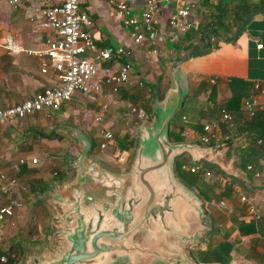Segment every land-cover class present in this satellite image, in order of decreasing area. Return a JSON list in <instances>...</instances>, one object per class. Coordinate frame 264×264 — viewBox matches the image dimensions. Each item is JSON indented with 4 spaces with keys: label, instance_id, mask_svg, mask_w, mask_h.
<instances>
[{
    "label": "crops",
    "instance_id": "0c3cea01",
    "mask_svg": "<svg viewBox=\"0 0 264 264\" xmlns=\"http://www.w3.org/2000/svg\"><path fill=\"white\" fill-rule=\"evenodd\" d=\"M113 1L117 0H82L81 7L88 11L94 19L91 32L94 34L99 47L117 48L122 46L129 51L124 57L132 65L131 79L117 93L112 92L110 87L106 85L99 93L92 92L85 94L77 92L72 100L65 103L59 111L51 113L50 116H54L55 118L62 115L67 119L71 115L80 116V114H84L89 118V111H94L96 116H102L103 124L100 127L95 124H70L71 128H76L80 131L79 133H75L76 135L69 134L72 140L74 139L73 146L75 148L77 138L86 137L91 140L90 136H93L97 140V146L93 151L94 155L91 154V150L90 155L102 164L116 166L108 167L104 164L108 168L125 170L132 161L140 128L144 124L153 123V110L156 103L164 101L169 89H172L173 101L176 100L175 90L173 89V70L175 64L180 62L178 71L182 86L186 92L183 109L185 111L187 110L185 107L187 103L188 110H196L195 120L190 121L188 116L186 117L187 113H184L183 117L179 120V123L185 126L184 134L186 141L197 142V138L200 136L195 131V125L198 121L201 120L203 124H208L213 120L217 121L220 124V135L215 140L216 145L214 147L223 151V155L220 157L222 160L226 163L233 162V168L238 169L235 166L238 157L237 152L235 150L231 152L229 145L232 141H234V145H247L248 137L247 135H243L233 138L230 133L224 134L221 127L222 123L226 121L231 122L234 115L223 109L219 119H209L211 112L207 109V106L213 105V102L209 99L212 96L214 88L217 89L216 101L218 102L224 101L232 96L233 91L230 85L232 79H242L248 82L250 93L248 95H242L241 97V110L246 120H251L254 117H251L244 107L246 99L254 96L264 106V8H254L247 17L248 19L246 18L244 20L246 22L243 27L240 26V30L238 29L232 37H226V39L220 41L218 46L210 52L203 54L196 52L184 57L185 52H176L173 49L174 43L160 45L156 52H154V45L151 42H147L143 47H136L129 38L128 28L124 20L116 15V8ZM191 1L198 5L197 8H194L192 15L194 21L193 27L198 29L200 16L205 10L204 4L206 0ZM128 3L132 12L136 15H140L146 6V0H129ZM184 4L185 2L183 1L173 0L168 3H161L159 17L161 27L164 31H168L166 24L171 12L178 6ZM43 7L44 3L40 0H22L17 8L11 6L9 0H0V108L20 103L43 90L45 87L59 84L58 75L54 70L51 69L47 73L41 71V58L35 54L37 50L45 48V41L48 37L56 35L55 30L50 27L42 14L41 9ZM10 35L14 36L15 40L19 42L23 48L22 51L10 52L4 47L6 38ZM260 43L263 44L261 48L258 47ZM149 55H152L154 58L148 60L150 58ZM179 56L183 57L178 60L177 57ZM114 62H117V60ZM159 84L164 86L170 84L166 90L164 99L161 101L156 100V85ZM256 85H259V89L256 88ZM241 92L243 93V91ZM149 101H153L151 114L145 111L147 110L148 104H150ZM134 108L137 109L136 112H133ZM183 109L182 111H184ZM260 110H264V107L258 111ZM140 111H145L149 114L148 119L139 117L138 114ZM223 111H227L232 118L230 120H223ZM33 116V119H35V116L44 117L48 115L38 113ZM28 119L19 120L5 127L0 126L3 129H0V142L4 144L0 149V171L5 172L8 176H16L19 178L18 173L22 166V164H19L20 158L30 156H36L38 158V165H36L37 163H26L29 171L20 175L23 178H27V176L33 178H49L55 171H59L60 173H66L70 170L73 171V158L80 152L73 154L74 156L72 155L70 157V163L67 164L66 155L63 157L65 159L61 156L55 157L51 155L50 158L41 161L42 158L38 157L34 152L29 151L32 149L31 147H22V142L25 140L29 143L35 140L42 141L53 138L58 141L60 140L59 138H63L66 134L65 130L61 128L62 124H56L51 127V130H63V132H56L52 138L26 134V130L32 132ZM183 120H188L187 125L182 122ZM32 123H34V126L45 128L44 124H37L35 121H32ZM129 124L136 125L135 128L138 132H132L131 130L135 128L129 127ZM231 125L228 124V127L231 129L236 126V124L233 127ZM102 130L110 131L114 137L108 146L103 149L100 146L101 142L104 141ZM46 132L49 131L46 130ZM124 134H129L130 138L136 142L131 150L122 151L116 147V137L123 136ZM225 137H228V145H226V141H223V139H226ZM72 140L70 139V141ZM16 144L21 145L18 147V150L15 146ZM261 162H263V159ZM185 163L191 164L192 162ZM198 164L200 165V163ZM262 169H264V166H262ZM181 170L190 175L197 173L183 170L182 167ZM32 174L33 176H31ZM71 174L69 179L73 176L74 172H71ZM252 176V178L249 175L247 178L229 174L222 176L214 172H208L206 176L210 183L215 182L220 184L231 182L234 184L232 196H222L221 194L216 198L213 197L210 204H208L209 208L216 210L220 217L222 216L224 224H220L222 225L221 228H224L232 239V259L228 264H264V257L261 258V253L264 251V232L259 233L258 231H253L242 233L241 226H239L241 222H258L264 217V180L257 178L253 174ZM220 191L221 189L217 186V194ZM243 196L246 198L245 200H242ZM7 198V195L0 192V201H4ZM46 202L47 204L49 203L47 200ZM202 205L204 208L203 200ZM21 215L22 210L17 212L15 218H8L6 221L0 223V254L7 253L11 248L10 242L16 240V238L10 239L9 241L5 239L4 230L10 227L9 222L13 224L12 222L21 218ZM204 226L206 227V231L200 240L184 244L186 251L194 260L195 264L198 263L191 256L190 247L199 243V247L204 252H207L208 249L207 242H203L209 228L206 211ZM170 239L173 242H179L174 236H170ZM223 240L224 236L216 233L212 235L209 242L215 246ZM202 264H220V262L214 257L211 262Z\"/></svg>",
    "mask_w": 264,
    "mask_h": 264
},
{
    "label": "water",
    "instance_id": "95a60500",
    "mask_svg": "<svg viewBox=\"0 0 264 264\" xmlns=\"http://www.w3.org/2000/svg\"><path fill=\"white\" fill-rule=\"evenodd\" d=\"M179 63L173 70L176 100L169 89L156 103L153 123L140 128L127 169L108 168L90 155L91 140L80 138L73 176L44 195L58 209L55 243L30 249L22 264H195L184 244L203 236L205 211L200 196L177 177V157L189 154L229 175H248L222 160L223 151L214 146L170 139V121L186 94Z\"/></svg>",
    "mask_w": 264,
    "mask_h": 264
},
{
    "label": "built area",
    "instance_id": "2783aa9c",
    "mask_svg": "<svg viewBox=\"0 0 264 264\" xmlns=\"http://www.w3.org/2000/svg\"><path fill=\"white\" fill-rule=\"evenodd\" d=\"M22 0H9L10 5L17 8ZM44 3L41 9L43 16L56 35L48 37L45 41V48L37 50L35 54L41 58V71L47 73L54 70L59 78V84L45 87L35 95L7 107L0 108V126L13 124L19 120L28 118L30 115L44 113L50 115L59 111L62 106L72 100L77 92L85 94L101 92L103 87L109 86L112 92L117 93L132 76V65L120 61L111 62L114 57H121L129 53L125 47L102 48L97 45L91 28L94 25L93 17L81 7L82 0H40ZM129 0L113 1L116 8V15L123 19L128 28V35L136 47H143L151 42L154 52L160 45L174 43L177 38L186 31L193 28L192 18L195 2L183 1L184 5L175 8L167 19V29L164 31L160 24L161 3H168L172 0H146L144 11L140 15L132 12ZM263 44H258L262 47ZM4 47L10 52H20L22 46L14 36L6 38ZM143 85L142 82H140ZM259 85H256L258 88ZM244 107L249 115L253 117L263 104L259 103L256 97L252 96L245 100ZM137 109L134 108L133 112ZM139 117L148 119L145 111H140ZM232 116L223 111V120H230ZM103 118L98 116L97 121ZM204 133L201 140L209 143L217 140L220 135V124L212 121L204 126ZM104 141L100 146L105 148L114 139L113 134L108 130H102ZM226 138V137H225ZM228 137L226 138V140ZM36 156L22 157L19 164H36ZM182 169L196 173L200 169L198 163H183ZM248 170L253 172L257 178L264 180V169L248 165ZM222 180V179H221ZM20 185L19 178L8 176L0 171V192L8 198L0 201V223L8 218H15L18 211L23 209V203L11 194L14 188ZM246 198L243 196L242 200ZM259 217V216H258ZM8 256L0 254V262H7Z\"/></svg>",
    "mask_w": 264,
    "mask_h": 264
},
{
    "label": "trees",
    "instance_id": "16d2710c",
    "mask_svg": "<svg viewBox=\"0 0 264 264\" xmlns=\"http://www.w3.org/2000/svg\"><path fill=\"white\" fill-rule=\"evenodd\" d=\"M204 6L205 10L200 16L199 28H191L181 34L174 42L173 49L176 52H185L183 55L184 57L196 52L201 54L208 53L213 48L217 47L220 41L224 40L226 37H232L254 8H264V0H206ZM207 43L209 44V47L205 48ZM183 56H179L177 59L179 60ZM115 60L122 63H129L124 56L118 58L114 57L110 63ZM235 83L237 84L236 86ZM169 85L170 84L165 86L162 84L156 85L157 101L164 99ZM230 85L233 91L232 96L221 102L216 101L217 89H213L212 96L209 99L213 102V105L207 106V109L211 112L209 114V116H211L209 119H219L223 109L234 115L231 122H223L221 127L224 134L230 133L233 138L247 135V145H234V141H232L229 145V150L231 152L233 150L237 152L238 157L235 162V166L246 171L250 178H252L253 172L248 170V165H254L258 168H262V166H264V110L257 111V114L254 115L251 120H246L241 110V97L242 95H248L250 93L248 89V82L243 81L242 79H232ZM241 91H243V93ZM152 102L153 101H149L150 104H148L146 108L147 110H145L149 114H151L153 110ZM183 107L184 105L180 110H182ZM33 117V115L28 116L29 126L32 128V132L30 130H26V134L41 135L50 138L56 134L57 130L46 132L45 129L34 126V123L31 121ZM179 120L180 117L176 120L172 119L170 122L169 136L173 142L186 141L184 134L185 126L180 124ZM228 124H236V126L231 129L228 127ZM234 125H231V127ZM204 126L205 124H203L201 120L195 125V131L200 136L197 138V142L206 146H215V140H212L209 143H204L201 140V135L205 131ZM90 138L93 143L91 154L94 155L93 151L97 146V140L93 136H90ZM223 141H226V145L229 144V142L227 143L228 140L223 139ZM135 144L136 142L130 138L129 134L116 137V147L122 151L131 150ZM262 159L263 162H261ZM185 162L200 163L201 167L196 174L190 175L181 170L182 164ZM28 169L27 164H22L18 175H23L24 172L27 173L29 171ZM176 171L178 177L191 186L202 198L208 220L209 228L207 235L203 240V242H207L208 244L207 252H204V250L199 247L198 243L197 245L190 247L191 256L198 264L211 262L214 257H216L220 264H228L232 259V239L230 234H227L225 229L221 228L222 225L220 224H224L222 216L220 217L216 210L209 208L208 204H210L213 197L216 198L221 194L222 196H232L234 184L231 182L220 184L215 182L210 183L206 178L208 172H214L215 174H220L222 176H227L228 174L216 164L206 161L194 162L188 154H183L177 158ZM71 172L72 171L60 173L59 171H55L49 178H30L28 181L31 183L28 182L27 185L30 188V192L27 196L29 197L28 200L32 199L34 201V205L36 206L41 207L47 205L44 198L47 190L56 184L67 180L71 176ZM217 186L221 189L218 194L216 192ZM53 218L55 217L53 216ZM239 226H241L240 228L242 233L253 231L262 233L264 232V217H262L258 222H241ZM53 228L54 224L51 223V220H48V224L42 228V232L44 233L43 235L45 236L44 239L51 240L55 238ZM216 233L223 235L224 240L218 245L213 246L212 243L209 242V239ZM24 239L26 241H24ZM10 245L11 248L7 253H5L8 256L7 262H0V264H22L30 249H44L49 247V244H45V241L43 243V239L33 238V236L27 238L21 237L18 240H12ZM12 254H14V256H12ZM262 257H264V251L261 253V258Z\"/></svg>",
    "mask_w": 264,
    "mask_h": 264
},
{
    "label": "rangeland",
    "instance_id": "374dc122",
    "mask_svg": "<svg viewBox=\"0 0 264 264\" xmlns=\"http://www.w3.org/2000/svg\"><path fill=\"white\" fill-rule=\"evenodd\" d=\"M149 57L150 58L148 60H151L152 58H154L152 55H149ZM185 107L187 109L186 111L184 109H183L184 111L179 110L177 115L172 119L176 120L179 117L182 118L183 114L187 113L186 117L188 116V119L190 121L195 120L196 110H194V109L191 111L188 110L187 103H186ZM88 114L90 115L89 118L86 117L84 114H80V116L79 115H77V116L71 115L67 119L64 118V116H62V115H59L58 117H55V118H54V116L52 117L50 115L44 116V117L43 116H39V117L35 116V119H32L31 121H35L37 124H44V127H45L44 129L47 131H50L51 127L55 126L56 124H62L61 128H63L65 130V133H66L65 136L66 135L67 136L66 137L63 136V138H59L60 140H58V141H56V139L53 138L51 140L50 139H44L42 141L41 140H35V141H32L31 143H29L27 140H25L22 142L23 143L22 147H24V148H26L27 146L31 147L32 149L29 151L34 152L38 157L42 158L41 161H44L45 159L50 158L51 155H53L55 157L61 156L62 158L66 155V163L68 164L71 161L70 157L73 154H78L80 152L79 149H81V147H82V143L80 142L81 139L77 138V140H76L77 144H75V148H74V146H73L74 145V143H73L74 139L72 140V138L70 137L69 134L76 135L75 133H79L80 131L76 128L75 129L71 128L70 124H95L96 126H99V127L101 126V124H103V122H102L103 119L101 121L96 120V118L98 116L95 115L96 113L94 111H89ZM184 119H186V118H184ZM127 121H128V119H127ZM182 122H184L185 125H187L186 123L188 122V120H183ZM129 127L135 128L136 125L129 124ZM0 129H2V128H0ZM133 130H131V131L135 132V133L138 132V130L136 128ZM58 132H63V130L57 131V133ZM0 139H1V136H0ZM70 139L72 141H70ZM78 141H79V144H78ZM3 145H4L3 142H0V149L2 148ZM15 146L17 147V150H18V147L21 145L16 144ZM63 159H65V158H63ZM36 165H38V163ZM36 165H34V167H36ZM105 165H107L108 167H116V166H111L110 164H105ZM238 169H240V168H238ZM31 176H33V174ZM30 178L32 179L33 177L27 176V178H23V176H19L20 185L17 188H14V191L12 192L11 196L15 197V198L17 197V198H19V200L21 198L20 201H22V203H23L22 215H21V218L14 220V222H12L13 224H11L9 222L10 227L8 229L4 230L5 231L4 236H5V239H7L8 241L10 239H15V238L17 239V238H21V237L27 238V237L33 236V238L43 239V243L45 241V244H49V247H51L55 243V238L51 239V240L44 239L45 236L43 235L44 233L42 232L43 231L42 228H44L48 224V220L49 221L51 220V223H53L54 225L56 224L57 221H56L55 216L58 215V209L54 205H51L49 203H48L49 205L46 203L47 205L41 206V207L36 206V205H34V201L32 199L28 200L29 197H27V196L30 192V188L27 185L29 182L28 180ZM29 183H31V182H29ZM21 191H23V192H21ZM53 216L55 218H53ZM24 241H26V240L24 239Z\"/></svg>",
    "mask_w": 264,
    "mask_h": 264
}]
</instances>
